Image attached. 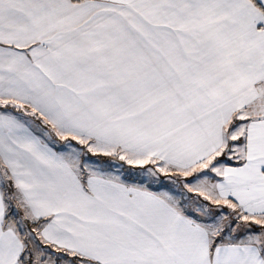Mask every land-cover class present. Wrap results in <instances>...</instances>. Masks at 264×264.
<instances>
[{
    "label": "snow or ice",
    "instance_id": "6c2138e0",
    "mask_svg": "<svg viewBox=\"0 0 264 264\" xmlns=\"http://www.w3.org/2000/svg\"><path fill=\"white\" fill-rule=\"evenodd\" d=\"M0 264H264V0H0Z\"/></svg>",
    "mask_w": 264,
    "mask_h": 264
}]
</instances>
